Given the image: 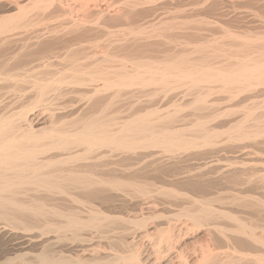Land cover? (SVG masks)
I'll return each instance as SVG.
<instances>
[{
    "label": "bare ground",
    "instance_id": "bare-ground-1",
    "mask_svg": "<svg viewBox=\"0 0 264 264\" xmlns=\"http://www.w3.org/2000/svg\"><path fill=\"white\" fill-rule=\"evenodd\" d=\"M183 1L0 0V264H264V0Z\"/></svg>",
    "mask_w": 264,
    "mask_h": 264
},
{
    "label": "rangeland",
    "instance_id": "rangeland-1",
    "mask_svg": "<svg viewBox=\"0 0 264 264\" xmlns=\"http://www.w3.org/2000/svg\"><path fill=\"white\" fill-rule=\"evenodd\" d=\"M198 1H200V2H198ZM202 1L203 0H187V2H186V0H185V2L183 3L182 2V4H184V6L182 7H180L181 9H183V8H185L184 10H181V9H179L180 11H178L177 12V10H175L174 9V13H173V11H170V12H172V13H170V15L172 14H174V16L175 15H180V14H190L191 13V15L192 14H196V12H199L198 13V15L200 14V16H198L197 14L196 15H194V16H196L195 18H194V16H193V18L194 19H196V18H198V19H203L204 17H205V20L207 21H205L204 19V21H205V23L206 24H203V23H197V25H199L200 27L203 25H205L204 26V35L206 36L207 35V37H209V38H211L212 36H214V35H216V37H218L220 34H222L221 36L222 37H224L223 36V30H224V28H225V33L227 32V31H229V29L232 31V33H233V31H234V29H233V24L235 25V20H236V16L242 11V13H243V11L244 10H242V9H247V8H244V7H247L248 5L245 3V1L246 0H223V2L220 4H218L217 3V5H216V8H218V5H219V7H221L219 10L221 11V10H223L224 12L223 13H225V14H223V15H217L215 12H206L205 11V9L202 11V10H200L199 9V4H201L202 3ZM236 1H239V2H237L236 3ZM263 1V0H262ZM262 1H260V3L262 2ZM227 2V3H226ZM234 2V3H233ZM169 3H171V2H169ZM186 3H187V5H186ZM191 4V5H190ZM195 4V5H194ZM229 4V5H228ZM236 4V5H235ZM244 4V5H243ZM238 5H240V6H238ZM169 7H174L173 6V2H172V4L171 5H169ZM196 7V8H195ZM239 7V8H238ZM192 8V9H191ZM194 8H195V12H194ZM170 9H172V8H170ZM169 9V10H170ZM112 11H114V8H112L111 9ZM110 10V11H111ZM173 10V9H172ZM185 10H186V12H185ZM191 10H192V12H191ZM199 10V11H198ZM218 10V11H219ZM226 10V11H225ZM230 10V11H229ZM111 11V12H112ZM183 11V12H182ZM233 11V12H232ZM238 11V12H237ZM240 11V12H239ZM185 12V13H184ZM217 12V11H216ZM229 12V13H228ZM237 12V13H236ZM178 13V14H177ZM205 13H206V16H205ZM209 13V14H208ZM234 13H236V14H234ZM242 13H240V14H242ZM215 14V15H214ZM230 14V15H229ZM240 14L238 15V16H240ZM209 15H210V17H209ZM242 15H245L244 13L242 14ZM212 16V17H211ZM224 16V17H223ZM232 16V17H231ZM234 16H235V18H234ZM201 17V18H200ZM220 17H222V18H220ZM226 17V18H225ZM210 18V19H209ZM219 18V19H218ZM233 18V19H232ZM208 19V20H207ZM226 19V20H225ZM235 19V20H234ZM243 19V18H242ZM242 19H241V21H242ZM245 19V18H244ZM247 20H248V18H246V20H243L244 21V23H246L247 22ZM112 21V20H111ZM110 21V22H111ZM217 21V22H216ZM246 21V22H245ZM114 22V21H113ZM215 23H216V25H215ZM218 23V24H217ZM228 23V24H227ZM230 23V24H229ZM233 23V24H232ZM214 24V25H213ZM243 24V23H242ZM209 25V26H208ZM213 26H217L216 28L215 27H213ZM220 26H222V27H220ZM224 26V27H223ZM209 27V28H208ZM220 27V28H219ZM229 27V28H228ZM211 28V29H210ZM212 28H214V30L212 29ZM222 28V30H220L219 31V29H221ZM217 29V30H216ZM227 30V31H226ZM219 31V32H218ZM208 32V33H207ZM211 32V33H210ZM214 32V33H213ZM216 33V34H215ZM220 33V34H219ZM229 33H231L230 31H229ZM213 34V35H212ZM125 115H126V113L125 112H123ZM253 151H255L256 152V150H254V149H252ZM255 158V157H254ZM255 161V162H254ZM257 161V162H256ZM251 162H253L252 164H255L257 167L256 168H259L262 164H260V166H259V163H261L260 162V160H258V159H254V160H252ZM254 165V166H255ZM259 166V167H258ZM262 166H264V165H262ZM264 168V167H263ZM263 168H259V170H261V172H263ZM197 228H194V229H192V231H191V233H190V235L191 234H193V236L191 235V237H190V239L189 240H192V239H194L195 238V236H199V234L202 232H200V231H197L196 230ZM195 230H196V232H195ZM192 232H194V233H192ZM196 234H198V235H196ZM196 243H198L199 244V242H196ZM195 243V244H196ZM201 244V243H200ZM199 244V245H200ZM197 245V244H196ZM199 245H197V246H199ZM250 264L252 263V262H249ZM253 264V263H252Z\"/></svg>",
    "mask_w": 264,
    "mask_h": 264
}]
</instances>
